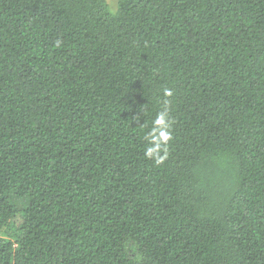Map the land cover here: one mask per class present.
I'll list each match as a JSON object with an SVG mask.
<instances>
[{
  "label": "trees",
  "instance_id": "16d2710c",
  "mask_svg": "<svg viewBox=\"0 0 264 264\" xmlns=\"http://www.w3.org/2000/svg\"><path fill=\"white\" fill-rule=\"evenodd\" d=\"M0 264H264V0H0Z\"/></svg>",
  "mask_w": 264,
  "mask_h": 264
},
{
  "label": "clouds",
  "instance_id": "9594fccd",
  "mask_svg": "<svg viewBox=\"0 0 264 264\" xmlns=\"http://www.w3.org/2000/svg\"><path fill=\"white\" fill-rule=\"evenodd\" d=\"M169 94H170V93H169ZM166 118H167V114L164 113V112H162V113H160L159 117L157 118L156 123H157V124H161V123L164 122V120H165Z\"/></svg>",
  "mask_w": 264,
  "mask_h": 264
},
{
  "label": "rangeland",
  "instance_id": "374dc122",
  "mask_svg": "<svg viewBox=\"0 0 264 264\" xmlns=\"http://www.w3.org/2000/svg\"><path fill=\"white\" fill-rule=\"evenodd\" d=\"M112 10L116 9L117 7V0H108Z\"/></svg>",
  "mask_w": 264,
  "mask_h": 264
}]
</instances>
